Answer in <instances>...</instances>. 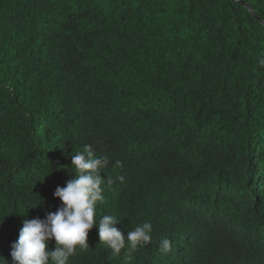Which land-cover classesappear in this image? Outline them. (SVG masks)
I'll list each match as a JSON object with an SVG mask.
<instances>
[{
  "label": "trees",
  "instance_id": "trees-1",
  "mask_svg": "<svg viewBox=\"0 0 264 264\" xmlns=\"http://www.w3.org/2000/svg\"><path fill=\"white\" fill-rule=\"evenodd\" d=\"M261 60L264 0H0V264L85 146L124 177L97 223L152 239L68 264H264Z\"/></svg>",
  "mask_w": 264,
  "mask_h": 264
},
{
  "label": "clouds",
  "instance_id": "clouds-1",
  "mask_svg": "<svg viewBox=\"0 0 264 264\" xmlns=\"http://www.w3.org/2000/svg\"><path fill=\"white\" fill-rule=\"evenodd\" d=\"M264 64V60L260 61ZM72 169L75 178L57 187L54 197L61 201L55 212H49L44 219H25L19 231L18 240L12 244L11 257L14 264H68L78 250L89 248V232L98 228L100 243L119 255L126 246L151 243L153 226L151 222L137 225L127 232V236L116 227L120 223L115 215H104L98 223L96 207L104 201V185L124 182L123 176L102 178V171L109 165L107 156H97L91 146H85L82 152L72 154ZM123 162L117 160L115 168H121ZM3 221L0 222V225ZM50 241L55 242L54 250H48ZM159 250L168 253L172 250V241L163 238ZM4 260L3 258H0ZM6 262V261H5Z\"/></svg>",
  "mask_w": 264,
  "mask_h": 264
}]
</instances>
